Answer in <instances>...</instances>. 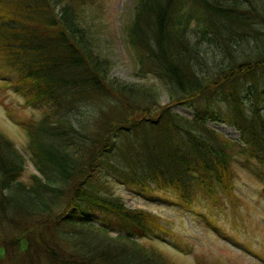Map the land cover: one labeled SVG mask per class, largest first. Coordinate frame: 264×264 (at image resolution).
<instances>
[{"label":"trees","instance_id":"trees-1","mask_svg":"<svg viewBox=\"0 0 264 264\" xmlns=\"http://www.w3.org/2000/svg\"><path fill=\"white\" fill-rule=\"evenodd\" d=\"M93 2L0 0V67L40 112L23 125L34 169L26 180V160L0 135V264H172L143 244L160 217L100 190L99 168L112 175L104 185L118 177L170 191L188 213L199 197L232 194L236 164L264 184V0H132L117 38L132 72L163 86L164 104L109 76ZM93 208L141 238L110 236L90 221Z\"/></svg>","mask_w":264,"mask_h":264},{"label":"rangeland","instance_id":"rangeland-1","mask_svg":"<svg viewBox=\"0 0 264 264\" xmlns=\"http://www.w3.org/2000/svg\"><path fill=\"white\" fill-rule=\"evenodd\" d=\"M131 5L132 0H94L92 9L98 15L96 19L101 29L97 31L103 34L98 47L110 55L111 78L125 84L140 85L144 88L139 94L140 99L151 100L153 97L158 104H164L167 96L163 86L155 78L132 72L129 56L117 38ZM256 75L261 78L258 80L259 91L262 89L261 103H264V69ZM238 84L237 90L242 88L247 100L249 80L241 79ZM156 86H159L157 93L148 95ZM249 96L252 98L251 94ZM208 106L211 108L213 104L210 102ZM170 107L181 117L192 114L191 108L185 106L172 104ZM37 108L25 103L20 90L11 83L10 75L0 67V135L12 143L26 160L22 180L34 172L23 125L40 115ZM205 124L228 139L236 140L238 137V132L227 123L207 119ZM116 143L121 145L123 142ZM233 167L232 194L224 196L217 193L218 202L199 197L192 201L193 211L189 213L180 208L175 201L177 195L170 191L144 192L133 182L129 185L118 177H115V183L104 185L112 177L106 168H99L95 183L100 190L118 196L127 207L147 210L160 217L162 228L149 232L143 244L164 255L172 264H264V184L254 171L241 169L238 164ZM88 217L110 236L141 238L129 225L97 209H91Z\"/></svg>","mask_w":264,"mask_h":264}]
</instances>
